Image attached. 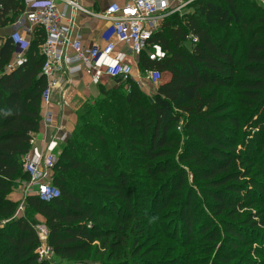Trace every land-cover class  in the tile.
Instances as JSON below:
<instances>
[{
  "label": "trees",
  "instance_id": "16d2710c",
  "mask_svg": "<svg viewBox=\"0 0 264 264\" xmlns=\"http://www.w3.org/2000/svg\"><path fill=\"white\" fill-rule=\"evenodd\" d=\"M203 1L163 20L151 40L160 46L161 59L152 62L142 55L138 61L141 71L161 74L153 102L128 80L117 81L128 86L123 109L107 107V93L93 106L82 105L55 164L53 185L59 197L49 203L26 197L28 215L45 221L47 244L59 264H80L95 243L110 260L91 264H119L126 246L123 232L130 223L141 231L138 225L148 218L139 206L143 194L135 179L156 182L170 172L169 158L181 143L176 127L182 116L186 147L179 159L203 182L201 193L210 211L225 218L221 237L214 227L198 226L203 237L219 241L218 259L235 261L238 248L254 244L257 226L264 227V161L259 159L264 127L261 123V137L242 132L255 115L264 119V13L254 9L247 14L243 0H221L224 10ZM23 11L22 0H0V29ZM216 28L223 32L215 36ZM190 35L197 43L188 42ZM0 40V223L7 221L0 228V264H49L36 254L37 223L11 220L17 205L7 199L18 183L29 180L22 157L42 118L46 82L39 49L44 34L35 30L25 62L10 69L15 46L9 36ZM112 197L125 206L114 205ZM184 218L188 229L194 226L187 211ZM260 254L259 264H264V250Z\"/></svg>",
  "mask_w": 264,
  "mask_h": 264
},
{
  "label": "built area",
  "instance_id": "2783aa9c",
  "mask_svg": "<svg viewBox=\"0 0 264 264\" xmlns=\"http://www.w3.org/2000/svg\"><path fill=\"white\" fill-rule=\"evenodd\" d=\"M196 0H188L170 8L168 0H125L124 3L109 4L103 11L89 13L94 18L107 22L108 28L102 33V43L90 47L84 44L82 36L75 32L71 20L67 19L68 10L83 11L74 0H22L23 21L28 25V33L11 31L9 38L15 46L14 61L8 69L25 62L31 37L35 30L44 34L39 53L43 57L41 76L46 87L41 94L43 135L39 145L31 139V147L22 157L23 171L29 177L24 183L25 196L37 197L49 203L59 197L58 188L53 185V173L68 134L59 124H54V98L64 96L72 84L73 75H85L93 85L102 84L103 79L115 81L132 80L137 86L142 83L159 84L161 74L155 69L141 71L138 68L133 75L132 66L125 63L128 54L134 56L136 64L142 55L149 61L163 57L160 46L151 43L161 30L164 19ZM65 20L66 24H62ZM197 38L190 35L188 42L197 43ZM119 47L127 52L118 51ZM39 240L36 254L40 260L49 261L54 253L47 244L48 229L44 223L34 228Z\"/></svg>",
  "mask_w": 264,
  "mask_h": 264
},
{
  "label": "rangeland",
  "instance_id": "374dc122",
  "mask_svg": "<svg viewBox=\"0 0 264 264\" xmlns=\"http://www.w3.org/2000/svg\"><path fill=\"white\" fill-rule=\"evenodd\" d=\"M203 2L211 3L223 10L225 9V5L221 0H205ZM240 3L247 14L253 12L254 9H258L264 13V0H243ZM190 4L180 10V15L192 9L189 7ZM193 9L196 8L194 7ZM222 32V28H216L214 35L217 36ZM12 61H14V59H12ZM84 82L83 85L79 86L71 82L72 84L67 88L71 89L67 90L63 97H56V100L54 99V104L56 105V107L54 106L55 113L58 120L61 121V119L67 117L68 121L71 119L74 122L72 125L74 127L77 110L84 104L93 106L95 101L102 98L104 93H107L110 97V100L105 98L107 107L111 106L115 108L117 105L119 108L123 109L121 97L124 96L128 90V86L125 83L108 81L104 85L100 84L95 86L89 84L90 82L87 80H84ZM137 87L142 94H144L145 99L149 103L153 102L157 86L154 84L142 83ZM174 113L179 112L177 109H174ZM184 120L185 116H182V119L176 127V132L181 135V143L180 146L174 150V154L169 158L171 161L169 163L171 167L170 172L157 176L158 181L156 182H151L147 178L141 177L135 179L138 184L136 187L141 189L140 191H142L143 194L141 196L142 198H140L139 206H144V211L148 213V218L142 225H138L141 231L135 232V229H133L134 223H130L129 226H131V228L123 232L126 246L123 248V254L117 261L119 264H259V262L263 260L260 253L264 250V227L257 226L254 232L256 235L254 240L255 243L249 246L244 244L239 247L238 251L234 254L236 260L233 262L225 263L220 261V259H218V253L220 251L219 241L210 242L208 238L203 237V230L198 227L199 222H203V224L210 226V228H216L221 237V235L223 236L224 234L223 226L225 222L223 220L225 218L210 211L207 206L209 199L201 193L203 182L195 178V173L187 162H182L179 159V155L182 153L184 154V148L186 147L185 137H182V135H184ZM261 123L264 127V119L260 118L259 115H255L248 126L243 127L242 132H245L248 138H251L253 134H259L261 137ZM262 137H264V134ZM263 156L264 154L262 153L259 156L261 161H264ZM178 167L179 169L175 170V168ZM181 175L183 176L182 182H180L181 185L178 186V179ZM24 183L25 182L18 183L7 195V199L17 205L16 212L11 220L25 218L30 219V221H35L37 223L36 225L40 222L45 224L44 219L40 215H28ZM148 184L151 186L147 188ZM162 193H164L165 199L159 202L160 200L158 201V197H160ZM112 203L119 207L120 205H122V207L125 206L120 201L114 200V197H112ZM186 211L195 219L194 226L189 227V229L183 222L186 218H184ZM245 211L251 210L245 209ZM251 213L254 216V212L251 211ZM6 222L7 221L0 223V228L4 227ZM246 232L248 233V229H246ZM137 251L138 254L134 255ZM114 259L115 258H112V261H114ZM108 260L110 259L107 256V252H104L103 249L95 243L91 248L89 258L84 257L79 260V263H104ZM47 262L49 264H59L54 256Z\"/></svg>",
  "mask_w": 264,
  "mask_h": 264
},
{
  "label": "crops",
  "instance_id": "0c3cea01",
  "mask_svg": "<svg viewBox=\"0 0 264 264\" xmlns=\"http://www.w3.org/2000/svg\"><path fill=\"white\" fill-rule=\"evenodd\" d=\"M74 1L85 12L76 11V10H68L69 11L67 15L68 21L69 19L71 20L74 31L78 32L82 36V39L86 46L90 47L94 44L100 45L102 43V38H101L102 33L108 28L109 24L105 21L94 18L92 15H89L86 12L98 13V12L103 11V9H105L111 3H117L121 5L122 3H124L125 0H74ZM186 1L188 0H168V3H169L170 8H174L178 4L184 3ZM62 24H66V21L63 20ZM14 30L23 32L25 35L28 33V25L26 24V22L23 21L22 13L19 16H17L12 23L8 24L3 29H0V38H3L5 36L8 37L10 32ZM0 44H1V40H0ZM118 51L127 52L126 49L122 47H119ZM124 61L125 63L132 66L133 75L135 76L138 71V66L136 64L135 57L128 54L127 57H125ZM84 80H87L88 82H90L89 78L85 75L78 74V75H73L70 78V81L73 82V84L75 83L78 86L83 85V83H85ZM108 81L109 80L106 78L103 79L101 85H104ZM113 82H117V81H113ZM70 89L71 88L66 89V91ZM58 97H61V95ZM54 106L56 107V105L53 103L54 124L61 125L62 128H64L65 132L69 135L72 132V129H73L72 125L74 124V122L71 119L70 121H68L67 117L61 119V121L58 120L57 115L55 113L56 111H55ZM43 131H44L43 126L40 124L37 132L33 133L32 138L34 140V143H36L37 145H39L38 142L41 139L42 135L44 134Z\"/></svg>",
  "mask_w": 264,
  "mask_h": 264
},
{
  "label": "water",
  "instance_id": "95a60500",
  "mask_svg": "<svg viewBox=\"0 0 264 264\" xmlns=\"http://www.w3.org/2000/svg\"><path fill=\"white\" fill-rule=\"evenodd\" d=\"M119 80H121V77H118L117 79H115V81H119Z\"/></svg>",
  "mask_w": 264,
  "mask_h": 264
}]
</instances>
